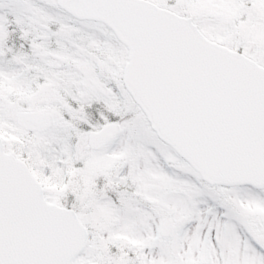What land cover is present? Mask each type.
Wrapping results in <instances>:
<instances>
[{"label": "snow or ice", "instance_id": "snow-or-ice-1", "mask_svg": "<svg viewBox=\"0 0 264 264\" xmlns=\"http://www.w3.org/2000/svg\"><path fill=\"white\" fill-rule=\"evenodd\" d=\"M0 264H264V0H0Z\"/></svg>", "mask_w": 264, "mask_h": 264}]
</instances>
